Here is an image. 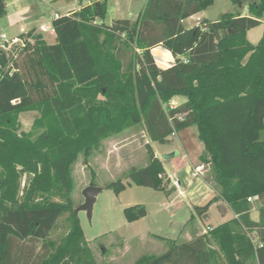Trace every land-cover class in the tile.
<instances>
[{
	"label": "trees",
	"instance_id": "obj_1",
	"mask_svg": "<svg viewBox=\"0 0 264 264\" xmlns=\"http://www.w3.org/2000/svg\"><path fill=\"white\" fill-rule=\"evenodd\" d=\"M213 2L147 0L136 21L107 25V0H91L53 20L54 42L32 29L20 34L23 42L0 47V264H98L75 209L74 165L80 155L87 163L104 140L139 125L162 143L189 126L197 130L217 195L195 206L188 224L219 200L236 217L181 244L154 235L169 249L135 264H264V33L257 45L247 37L264 23V0H254L245 15L184 24ZM7 5L0 0V18ZM124 36L127 46L142 49L126 66L116 48ZM159 45L174 56L172 65L157 63L152 49ZM178 96L186 100L171 108ZM30 110L40 116L26 132L19 115ZM146 147L147 164L126 176L140 186L176 191L152 144ZM106 187L116 194L126 189L122 179ZM256 195L263 203L259 221L248 201ZM124 213L133 222L147 211L136 205ZM64 215L68 230L53 241Z\"/></svg>",
	"mask_w": 264,
	"mask_h": 264
},
{
	"label": "rangeland",
	"instance_id": "obj_2",
	"mask_svg": "<svg viewBox=\"0 0 264 264\" xmlns=\"http://www.w3.org/2000/svg\"><path fill=\"white\" fill-rule=\"evenodd\" d=\"M253 1L234 3L231 0H214L213 4L205 10L203 16L213 21L219 19L224 13L237 15L246 11L248 3ZM146 2L147 0H107V14L103 22L111 25L117 19L136 21L144 10ZM78 5L79 0H59L55 7L59 10H67L68 7ZM38 6L39 10L48 17H52L55 12L54 8L46 4ZM9 9L12 10L13 6L9 5ZM198 23L197 17L184 22L188 27ZM263 33L264 24H261L248 31V40L257 45ZM13 34V29L8 25L6 16L0 18V47L4 44L9 45V42L15 38H12ZM3 35L9 39L8 43H4ZM46 39L52 42L50 34H47ZM126 40L127 38L124 36L116 44V48L123 53L125 66L131 59L135 61L137 55L142 53V49L136 43L127 46ZM157 57L159 63H162L161 56L157 55ZM138 66L139 63L135 65L136 69H139ZM180 98L182 97H175L172 103L180 102ZM39 116L38 110L22 112L19 115L21 129L26 132L35 130L34 122ZM148 142L158 152L159 158L165 162L168 169L176 176L180 174L179 178L181 179L178 181L186 190L185 196L179 195L178 191L169 194L152 187L137 185L126 176L133 166L142 167L147 164L146 144ZM183 159L186 164L189 163L185 158L183 145H181L178 136L171 135L164 143L151 141L143 125L130 128L119 135L104 140L101 146L92 152L87 163H85L84 155H80L73 169L75 209L85 202L83 192L87 186L91 185L92 181L96 186L102 188L96 196L92 215L89 216L88 212L84 210L78 212L85 237L98 264H135L143 255H159L169 249L166 242L157 239L154 235L177 238L181 244L186 242L190 236L193 239L201 235L199 232L204 233V230L209 226L215 227L231 219L233 212L222 201L212 204L204 217H197L195 222L188 224L192 215L196 214L194 203L196 204L197 201L194 196L197 193H202L203 189L198 186L192 189L189 187V181H195L198 178H192L189 173L186 175V168H182L184 169L182 174L177 171L176 165ZM118 179H122L126 185V189L120 194H116L114 190L106 187V184ZM26 181L27 175L23 177V185ZM198 182L200 181L198 180ZM201 184L203 183L201 182ZM204 187L209 186L205 183ZM136 205H143L147 213L144 217L129 222L124 210ZM67 230L68 224L64 215L58 220L50 234V239L59 241Z\"/></svg>",
	"mask_w": 264,
	"mask_h": 264
},
{
	"label": "crops",
	"instance_id": "obj_3",
	"mask_svg": "<svg viewBox=\"0 0 264 264\" xmlns=\"http://www.w3.org/2000/svg\"><path fill=\"white\" fill-rule=\"evenodd\" d=\"M58 2H59V0H10V2H8V5H7V13L5 16L8 20V25L13 29V32H14L12 38L17 37L18 35L25 33L27 31H30L32 29H40L41 30V29H43V27H44V29L47 26L51 27L53 24L54 16L56 13H60V14L72 13V12H75L77 10H80L82 8V6L90 3L89 0H86V1L84 0L83 2L79 1L78 6L68 7L67 10H59L55 7V5L58 4ZM43 4H46V5L50 6L51 8L55 9V12L52 15V17H48L46 14H44V12L39 10L38 5H43ZM250 4L251 3H248L247 6H249ZM9 5L13 6L12 10L9 9ZM204 12H205V10L191 16L188 19H193V18L197 17L198 22H200L206 18L205 16H203ZM247 13H248V7H247L246 11H242L240 14H237V15H245ZM186 20L184 21L185 23H186ZM213 21H215V20H213ZM132 22H134V21H132ZM262 24H264V23H262ZM42 32H43L45 38H46L47 34H50L51 38H52V42L55 41L56 33L52 28L47 29L46 31L44 30ZM164 48L165 47L159 45L156 48L152 49V52H153L154 57L158 63H159V59H158L157 55L161 56V58H162L161 62L162 63H159V64H161L160 66L168 67L175 62V58L169 50H167L166 48L164 49ZM156 50H158V51L156 52ZM180 99L181 100H180V102L178 101L177 105L183 103L186 100L184 97H182ZM172 135L178 136V139L180 140L181 145H183V150L185 152V158H187V162H189L188 164H186L184 161L185 159H183L181 161H178L179 162L178 164L176 163L177 164L176 165L177 171H179V173L182 174L184 172L183 171L184 169H182V168H186V172H187L186 175L189 173V174H191V176L193 178L194 177L192 175L193 168L195 166L201 164V163L206 164V168L202 172V174L198 177H194V178H198V179L197 180L195 179V181H189L190 182L189 187H191V189L195 188L197 186H198V188L203 189L202 193H197L194 196V199H196V201H197L196 204L194 203V206L205 205V203L207 204L211 199H213L217 195V190L214 188V186L211 183V165L202 160V154H203L204 146H203V143L198 139L197 130L195 129L194 126H189V127L185 128L181 131L176 132V134H172ZM155 154L159 158L158 152L156 150H155ZM160 161L164 165L168 175L171 177L172 183L176 187V191H178L179 195L185 196L186 190L183 189V187L179 183L180 181H178V179H181V178H179L180 174H177V176L174 175L168 169L165 162H163L161 159H160ZM179 169H181V170H179ZM198 180L200 182H198ZM183 182H184V180H183ZM201 182L203 184H201ZM204 182L209 187H204V184H205ZM222 201L223 200H219L217 202H222ZM223 202H225V201H223ZM225 204L227 205V207L229 209H231V207L229 206L228 203L225 202ZM261 205H263V203H261L258 200L254 202L252 212H251V216H252V213L254 211L260 212V206ZM232 212H233V216L231 217V219L236 217V214L234 213L233 210H232ZM260 216H261V213H259L258 220H256V221L260 220ZM206 230H204V232H206ZM199 233L202 234L203 232H199ZM191 239H192V237L190 236V237H188L187 241H190Z\"/></svg>",
	"mask_w": 264,
	"mask_h": 264
},
{
	"label": "water",
	"instance_id": "obj_4",
	"mask_svg": "<svg viewBox=\"0 0 264 264\" xmlns=\"http://www.w3.org/2000/svg\"><path fill=\"white\" fill-rule=\"evenodd\" d=\"M101 191V188L96 186V185H89L84 189V196H85V202L77 208V212L84 210L88 212V215L91 216L92 215V211H93V206L94 203L96 201V196L98 195V193ZM259 211H254L252 213V219L253 220H258L259 217Z\"/></svg>",
	"mask_w": 264,
	"mask_h": 264
},
{
	"label": "built area",
	"instance_id": "obj_5",
	"mask_svg": "<svg viewBox=\"0 0 264 264\" xmlns=\"http://www.w3.org/2000/svg\"><path fill=\"white\" fill-rule=\"evenodd\" d=\"M91 1V0H90ZM61 16V14L60 13H56L55 14V16H54V19H56V18H59ZM50 28H52L53 29V27L51 26H47V27H45V29H44V27H43V29H41L42 31H46L47 29H50ZM54 30V29H53ZM3 37V39H4V43H8L9 42V39L7 38V36L6 35H3L2 36ZM17 42H23L22 41V39L20 38V37H15L14 38V40H12L11 42H9L10 44L9 45H2V47H4V48H9V47H11V45L13 44V43H17ZM139 67V66H138ZM177 106V103H170V107L171 108H173V107H176ZM173 134H176V132L175 133H173ZM205 168H206V164L205 163H201V164H199V165H197V166H195L194 168H193V170H192V175L194 176V177H198V176H200L201 174H202V172L205 170ZM257 200H259V196L258 195H256V196H251V197H249L248 198V201H250V202H255V201H257Z\"/></svg>",
	"mask_w": 264,
	"mask_h": 264
}]
</instances>
